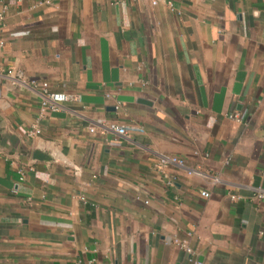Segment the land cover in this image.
Here are the masks:
<instances>
[{
	"label": "crops",
	"instance_id": "0c3cea01",
	"mask_svg": "<svg viewBox=\"0 0 264 264\" xmlns=\"http://www.w3.org/2000/svg\"><path fill=\"white\" fill-rule=\"evenodd\" d=\"M3 5L0 264H264V0Z\"/></svg>",
	"mask_w": 264,
	"mask_h": 264
},
{
	"label": "built area",
	"instance_id": "2783aa9c",
	"mask_svg": "<svg viewBox=\"0 0 264 264\" xmlns=\"http://www.w3.org/2000/svg\"><path fill=\"white\" fill-rule=\"evenodd\" d=\"M6 5L2 6V9L0 11V20H3L5 12H6ZM2 43L0 42V47H1ZM1 69H0V73H1ZM14 83L16 84H21V85H29V86H36L38 87L39 91H40V100H39V112L41 115H46L50 112H55L59 109L61 103H63L64 101L69 99L68 94H66L65 92L62 91H54V90H50L49 89V83L47 81H40L37 82L34 79H27L25 78L21 73H18L17 76L14 78ZM228 117L233 118L235 120H240V116L237 112H233L228 114ZM102 128L104 131L106 132H110V133H115L118 135H127V131L126 128L124 127V125L119 124L117 122H108L106 124L102 125ZM90 131H93L94 128L90 127L89 128ZM40 129L38 127H34L33 130L31 131V134L33 133H39ZM161 162L162 163H166V162H175L178 164H182L181 160H177L176 158L173 157H167V156H162L161 157ZM21 173V177H22V171H19ZM201 195L204 197H209V192L207 191H202ZM253 200H262L264 201V186H259L257 188H255L252 197ZM147 202V201H145ZM176 242V244H178L182 249H184L187 252H190L191 249L189 248V246L187 245L186 241H179V240H174Z\"/></svg>",
	"mask_w": 264,
	"mask_h": 264
},
{
	"label": "water",
	"instance_id": "95a60500",
	"mask_svg": "<svg viewBox=\"0 0 264 264\" xmlns=\"http://www.w3.org/2000/svg\"><path fill=\"white\" fill-rule=\"evenodd\" d=\"M38 155V152H35V156H37Z\"/></svg>",
	"mask_w": 264,
	"mask_h": 264
}]
</instances>
